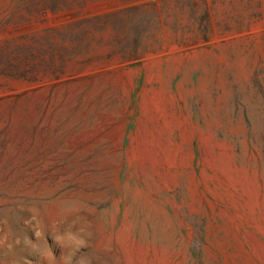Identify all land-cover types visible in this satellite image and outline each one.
<instances>
[{"label":"rangeland","instance_id":"374dc122","mask_svg":"<svg viewBox=\"0 0 264 264\" xmlns=\"http://www.w3.org/2000/svg\"><path fill=\"white\" fill-rule=\"evenodd\" d=\"M0 264H264V0H0Z\"/></svg>","mask_w":264,"mask_h":264}]
</instances>
